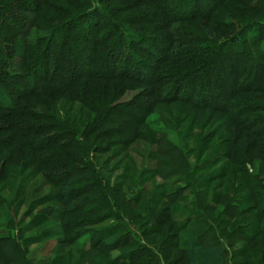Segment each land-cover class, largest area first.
Returning a JSON list of instances; mask_svg holds the SVG:
<instances>
[{"label": "rangeland", "instance_id": "374dc122", "mask_svg": "<svg viewBox=\"0 0 264 264\" xmlns=\"http://www.w3.org/2000/svg\"><path fill=\"white\" fill-rule=\"evenodd\" d=\"M94 5L98 21L85 16ZM68 17L76 24L50 35ZM0 34V89L18 103L0 109V264L114 260L125 247L89 249V238L121 228L151 248L138 262L184 264L188 233L175 225L199 203L217 216L214 199L228 193L255 218L247 177L264 179V0H0ZM22 44L25 58L13 49ZM161 140L176 153L161 154ZM68 176L73 210L59 193ZM163 213L175 217L152 224ZM212 228L199 242L227 252Z\"/></svg>", "mask_w": 264, "mask_h": 264}, {"label": "trees", "instance_id": "16d2710c", "mask_svg": "<svg viewBox=\"0 0 264 264\" xmlns=\"http://www.w3.org/2000/svg\"><path fill=\"white\" fill-rule=\"evenodd\" d=\"M98 10L97 7L94 5L92 8L89 9V11L86 12V17H88V19H92L93 21H96L98 18ZM78 17H84L83 14L79 13L77 15ZM98 21V20H97ZM76 24V18L75 17H68L64 22L60 23L57 25V28L55 26L54 29H52L51 31L49 30L50 35H52V33H54L56 30V32H58L59 30L65 31L68 30L70 27H73ZM83 27L85 28L84 24ZM55 30V31H54ZM207 33L208 35L211 37L212 36V32H211V28L208 27L207 28ZM2 34H0L1 36ZM237 35V36H236ZM234 37H231V41L235 40V43L238 42V34H236ZM212 38V37H211ZM67 42H65L64 45H66ZM63 45V44H61ZM26 46L24 44L20 45H15L13 46V49H15V51L17 50L18 53H21V56L19 58H25L26 56L25 54V50H27L25 48ZM46 48H42L41 50V57L46 55L47 53ZM48 50V49H47ZM45 53V54H44ZM24 55V56H23ZM79 52L76 53V59L79 58ZM227 59V58H226ZM225 59V60H226ZM63 61V60H62ZM37 62V60H36ZM35 62V64H36ZM227 62V60H226ZM13 62L10 60L7 61L5 65L7 66V71L4 70L3 74L5 73L6 76L8 77V82H9V96H11L14 92L13 86L16 85V82H18V78L14 73H11L12 71V67H13ZM32 65V69H34L33 73H35L36 70V66ZM9 66L11 67V69L9 70ZM117 66H114L113 68L116 69ZM113 70V69H112ZM123 71L125 72V68H123ZM113 72V71H112ZM114 73H117V71L114 70ZM132 77H137L134 74L131 75V73L129 74ZM246 79V78H245ZM245 81V80H244ZM38 85V84H36ZM35 85V86H36ZM245 86L244 82H242L239 87L243 88ZM32 93V92H31ZM27 95H31L32 94H27ZM25 95V97L27 96ZM17 97V96H16ZM15 97V99H16ZM24 96H22L23 98ZM12 98V97H11ZM21 98V97H20ZM21 98V99H22ZM16 104H11L8 102V99L6 97V94H4L2 92V90L0 89V109H5L9 112H13V110L16 109ZM213 104V103H212ZM252 107H255V105H253ZM254 109V108H251ZM41 112V111H39ZM15 113V112H14ZM42 113V112H41ZM45 114V113H43ZM42 115V114H40ZM40 117V116H38ZM29 119H33V116H28ZM46 117H43V119H45ZM42 125V124H41ZM26 126H30V125H26ZM23 126L20 125H15L14 128H21ZM262 128V127H261ZM26 133L28 132V130L24 127L21 131H20V136L22 133ZM258 132H263V129H260ZM22 137V136H21ZM165 139V138H163ZM83 144H85L86 142H82ZM163 150L161 151V154H165L167 151L172 150L173 152H175L174 150L177 149L175 148L173 145H171L167 140H161ZM174 147V148H173ZM176 153V152H175ZM227 154V153H225ZM230 156L229 154H227V157ZM86 159L87 156H84ZM83 157V158H84ZM229 158V157H228ZM232 157H230L231 159ZM85 160V159H84ZM235 163H239V161H237V159H234ZM91 165V163H89ZM99 174L97 173L95 175L96 180L98 181L99 178ZM72 181L71 177H66L65 181L61 184L60 186V196L62 197V201L64 202L66 209L68 210H73L75 208L74 204L71 202V195L73 192V189L70 187V182ZM179 181V180H177ZM174 181V182H177ZM247 181L249 182V192L248 195L251 198H254V202L252 204L253 205H258V207H255L257 209V213L255 214V218H251L250 221H247V219L243 216L245 214V211H248L249 208L247 206H239L236 204H233L231 207L228 205V198H229V194L225 193L221 196H218L217 198H215L214 200L217 201V206L219 205V207H221V210L218 212L217 216L214 215H205V210L202 212L203 210V206L201 207L200 203L199 206H196V210L192 209L189 210L188 212L185 213L184 218L175 225V228L179 230V232H187L188 235H178L179 239L178 242H180L178 245L181 246L182 251L184 252L185 255V262L184 264H223V255L225 253H230L229 256L232 260L233 264H264V220H263V216H264V179L259 178L257 176V174H253L250 175L249 177H247ZM182 190L181 188H175L174 190H172L171 192H175V191H179ZM95 193H98L99 196L101 193H103V188L96 190ZM107 194V193H106ZM170 195V194H169ZM168 196V195H167ZM178 195H172V198L170 199V201H176L178 198ZM110 201V200H109ZM111 202V201H110ZM106 203L109 204L110 208L113 207V203ZM193 202V201H192ZM258 202V204H257ZM219 203V204H218ZM195 207V206H194ZM215 207V208H214ZM212 207V210L216 209V206ZM0 210H1V202H0ZM168 216H166V218H164V213L163 216H160V214L156 215L153 217L152 219V224L154 225H160L163 221H166L167 217L173 219L175 216L173 214H166ZM164 218V219H162ZM235 219V221L233 222V220ZM119 221V220H118ZM191 221H196V228H191V224L189 225V223ZM119 224V222H117ZM215 227V231H216V237L219 238V241H227L228 245L227 248L230 249L231 245L233 244V241H238L242 246L239 248H234L232 251L227 249L226 252V248L225 245L226 243H214V244H210V245H206L203 246L200 242L199 239L200 238H204L207 233H209V231H211L212 229L214 230ZM162 226H160L161 228ZM240 230V232H239ZM91 233V232H90ZM130 232L127 230H124L121 228L120 229H116L114 231H111L109 233H107L106 235H104L100 241H96L97 240V236L96 237H92V235L90 236V244L88 246L89 249H93L96 246L99 247V249L106 247V246H115V248H119L121 246L125 247L126 249L122 252H120L119 256L114 259V260H100L98 258L95 259V262L97 264H144L142 262H138L141 257V250H144L145 252H148V254H150V250H148L146 246V249H144L140 244V240L139 237L137 235V233L132 232V235L129 234ZM99 234V232H98ZM181 240V241H180ZM16 243L17 240H15ZM89 241V240H88ZM13 243H15L14 241H12ZM144 242V241H142ZM145 243V242H144ZM137 246L135 248H133V245ZM249 244H252V246ZM82 246V243L80 244ZM132 247V248H131ZM151 249V248H149ZM83 250L86 251V248H83ZM88 250V249H87ZM151 259V257H150ZM118 260L120 262H118ZM148 260V259H146ZM148 264H151L150 260H148Z\"/></svg>", "mask_w": 264, "mask_h": 264}]
</instances>
